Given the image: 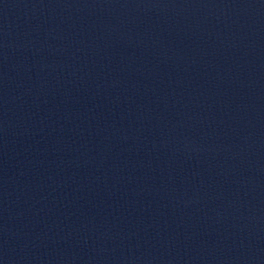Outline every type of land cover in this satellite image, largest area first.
Here are the masks:
<instances>
[{
	"label": "water",
	"instance_id": "1",
	"mask_svg": "<svg viewBox=\"0 0 264 264\" xmlns=\"http://www.w3.org/2000/svg\"><path fill=\"white\" fill-rule=\"evenodd\" d=\"M0 264H264V0H0Z\"/></svg>",
	"mask_w": 264,
	"mask_h": 264
}]
</instances>
